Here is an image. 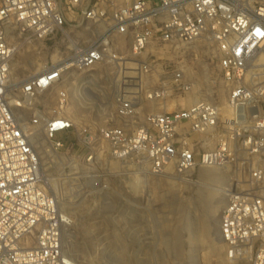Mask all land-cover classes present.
Listing matches in <instances>:
<instances>
[{"label":"built area","instance_id":"obj_1","mask_svg":"<svg viewBox=\"0 0 264 264\" xmlns=\"http://www.w3.org/2000/svg\"><path fill=\"white\" fill-rule=\"evenodd\" d=\"M73 29L86 33L88 45L76 44ZM58 37L67 50L12 84L18 40L44 45ZM122 42L133 57L139 95H125L132 82L116 83L125 123L82 128L83 161H135L153 177L226 168L236 178L246 175L244 189L234 180L225 190L220 239L229 261L264 264V0H0V264H72L62 240L69 220L43 182L33 136L43 131L53 140L74 125L59 112L47 117L37 110L31 124H22L14 109H35L38 96L57 90L72 72L106 64L123 74ZM192 45L215 51L229 114L200 99L179 111L147 112L136 122L140 103L191 94L195 84L178 60L180 48ZM55 95L62 111L68 91Z\"/></svg>","mask_w":264,"mask_h":264},{"label":"rangeland","instance_id":"obj_2","mask_svg":"<svg viewBox=\"0 0 264 264\" xmlns=\"http://www.w3.org/2000/svg\"><path fill=\"white\" fill-rule=\"evenodd\" d=\"M69 33L77 45H88V37L81 29ZM18 44L10 73L14 85L39 71L36 65L43 66L63 54L68 46L59 37L44 45H26L19 40ZM126 48L122 42L119 53L128 60L123 74L115 73L106 64L87 73L72 72L57 90L40 94L35 109H14L22 124H31L37 110L47 117L59 112L74 125L71 133L53 140L43 131L33 136L42 176L48 181L46 189L69 220L62 237L65 255L72 264H246L229 261L223 243L215 241L210 233L219 230L221 211L226 205L225 190L234 188V180L245 188L246 175L236 178L234 170L227 168L199 169L181 176L167 171L153 177L144 165L135 161L100 160L93 165L83 161L85 152L77 142L82 128L99 130L125 123L115 101L116 83L132 82L125 88V95H139L133 83L136 78L133 57ZM180 49L183 58L178 61L186 77L195 84L191 94L155 105L140 103L136 122L147 112L179 111L200 99L212 101L225 112L227 90L215 51L206 45ZM156 82L155 77L150 78L149 85L154 86ZM59 89L68 91L62 111L55 95ZM69 108L73 112H68ZM57 142L63 148L55 151L52 145ZM202 170L224 175L226 182L203 181ZM96 180L100 181L98 187L94 184ZM202 194L206 199L200 198ZM211 194L215 197L211 198Z\"/></svg>","mask_w":264,"mask_h":264},{"label":"bare ground","instance_id":"obj_3","mask_svg":"<svg viewBox=\"0 0 264 264\" xmlns=\"http://www.w3.org/2000/svg\"><path fill=\"white\" fill-rule=\"evenodd\" d=\"M262 62H264V59L262 60ZM35 67H38V70H40L43 66H41V65H36ZM28 69L29 70H31L32 69V66H29L28 67ZM37 72V71H36ZM260 78H264V66L262 67V71H261V75H260ZM37 102L39 103V101L37 100ZM13 105V107L15 106L14 104H12ZM223 109H224V113L223 114H226V115H228L229 113H228V109H227V107L226 108H224L223 107ZM74 110V109H73ZM70 111H72V108H69L68 109V112H70ZM223 111V110H222ZM73 112V111H72ZM227 169V168H226ZM203 171V170H202ZM216 172V171H215ZM200 174H202L200 177H202V179H203V181H205V180H208L209 182H212V183H216V184H224L226 181H225V179H224V177L223 176H221V175H219V174H212V173H210V172H208L207 170L205 171H203V172H201ZM42 179H43V182L47 185L48 184V181L46 182V180L43 178V176H42ZM228 183V182H227ZM207 196V195H206ZM211 198H214L215 196H214V194H211V195H209ZM201 199H206V197H205V195H201V197H200ZM208 200H210V199H208ZM203 203V202H202ZM209 206V205H208ZM206 208V207H205ZM214 210V209H213ZM206 224H208V223H206ZM204 226V225H203ZM207 226V225H206ZM205 228V227H204ZM207 228V227H206ZM207 230V229H206ZM206 230L204 231L205 233H206ZM210 230V229H209ZM207 233H209V231H207ZM211 234H212V237L214 238V240L215 241H217V242H220L221 241V239H220V233H219V230L218 231H211L210 232ZM210 234V235H211ZM179 244V243H178ZM180 247V246H179ZM178 248V247H177ZM149 260V259H148ZM148 262V261H147Z\"/></svg>","mask_w":264,"mask_h":264}]
</instances>
